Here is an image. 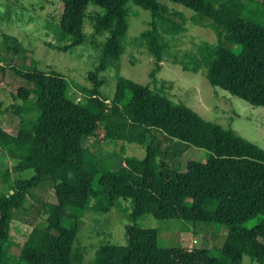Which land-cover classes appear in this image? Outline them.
Segmentation results:
<instances>
[{"label": "trees", "instance_id": "16d2710c", "mask_svg": "<svg viewBox=\"0 0 264 264\" xmlns=\"http://www.w3.org/2000/svg\"><path fill=\"white\" fill-rule=\"evenodd\" d=\"M58 1L56 38L67 43L62 52L83 43V21L88 19L94 34H106L95 72H103L110 61L119 59L128 29V0ZM159 1L130 0L150 16V28L140 37L156 62L162 60L157 21H168ZM167 1L192 12L195 25L214 33V45L204 43L198 48L206 82L264 109V0ZM88 8L98 11L88 15ZM225 35L231 38V46ZM196 60L193 57L192 63ZM30 68L16 73L36 91L17 88L20 105L14 110L16 116L24 110L30 118L21 119L14 134L0 126V159L14 158L17 171L33 173L11 193L0 195V264H10L2 245L8 240L14 212L26 192L43 181L51 187L52 201L42 207L43 215L31 224L19 252L26 264H85L81 248L74 245L81 214H105L118 201L130 205L125 243L99 246L87 264H180L172 249L156 246L153 229L136 225L145 216L223 228L220 247L198 251L202 264H240L243 258L264 264V150L231 128L204 121L188 107L173 104L149 85L118 78L113 98L106 104L96 93L103 77L89 74V106L98 110L92 113L68 95L67 81L50 67H35L31 62ZM98 127L109 139L144 146L142 158L128 155L102 162L82 148L81 140L93 136ZM190 147L214 157L213 165L202 167L195 177L170 169L167 163ZM185 199L189 205H184ZM256 215L262 218L257 227H239Z\"/></svg>", "mask_w": 264, "mask_h": 264}, {"label": "rangeland", "instance_id": "374dc122", "mask_svg": "<svg viewBox=\"0 0 264 264\" xmlns=\"http://www.w3.org/2000/svg\"><path fill=\"white\" fill-rule=\"evenodd\" d=\"M159 4L166 8L168 18L166 22L157 21L162 60L154 61L140 37L150 28L148 12L128 0V29L121 43L122 53L117 61H110L103 72L96 73L100 46L106 34H94L88 19L83 21V43L62 52L60 49L67 43L56 38L60 17L58 0H0V126L14 134L20 120L30 118L31 115L24 110L19 112L21 117L14 114L15 106L20 105L16 90L24 87L33 94L36 89L16 72L31 71L30 63L34 62L35 67L47 66L61 75L67 81L68 95L80 105H86L92 113L98 110L89 106L92 98L89 96L92 91L89 74H94L96 79L103 77L104 82L96 93L106 104H110L113 98L117 79H129L140 85H149L173 104L188 107L204 121L231 128L237 136L264 150V109L250 106L219 88L211 87L205 80L198 62V48L204 43L215 44L213 31L195 25L189 10L167 0H160ZM97 11L88 8L87 13L91 15ZM223 39L231 46L229 36L225 35ZM193 57H196V63H192ZM80 145L102 162L128 155L142 158L144 152V146L107 138L103 127H98L93 136L82 139ZM167 163L170 169L195 177L202 167L213 165L214 157L203 149L190 147L183 156L170 158ZM17 164L18 160L11 157L0 159V195L11 193L16 184L33 176L30 170L17 171ZM51 201L52 192L47 181L26 192L21 207L14 212L8 240L2 245L3 255L10 264H26L19 252L31 224L43 215L42 207ZM189 204L190 200L185 199L184 205ZM129 209L128 202L118 201L105 214L88 211L81 214L74 245L81 248L85 264L99 246L125 243L124 226L130 224ZM69 215L75 214L71 212ZM261 219L256 215L239 227L254 229ZM136 225L153 229L156 246L172 249L180 264H202L198 251L220 247L225 235L223 228L216 229L213 224L156 221L151 216H145ZM221 264L232 263L222 261ZM240 264L252 263L243 258Z\"/></svg>", "mask_w": 264, "mask_h": 264}]
</instances>
